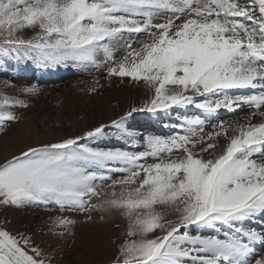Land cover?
Masks as SVG:
<instances>
[{"label": "snow or ice", "instance_id": "obj_1", "mask_svg": "<svg viewBox=\"0 0 264 264\" xmlns=\"http://www.w3.org/2000/svg\"><path fill=\"white\" fill-rule=\"evenodd\" d=\"M6 59L142 83L153 95L128 117L200 112L181 113L168 136L114 120L111 135L128 147L96 144L104 125L29 147L0 163V205H54L89 221L119 212L127 229L112 264H264V0H0ZM242 106L248 119L205 133L220 110ZM16 107L28 104L0 97V132L20 119ZM75 223L58 216L50 231L72 235ZM0 264L52 258L0 228Z\"/></svg>", "mask_w": 264, "mask_h": 264}, {"label": "rangeland", "instance_id": "obj_2", "mask_svg": "<svg viewBox=\"0 0 264 264\" xmlns=\"http://www.w3.org/2000/svg\"><path fill=\"white\" fill-rule=\"evenodd\" d=\"M32 85L38 87L37 94L21 91ZM93 88L96 90L92 91ZM3 95L23 100L28 107L11 109L20 119L6 122L5 130L0 132V163L20 155L29 147L83 137L87 131L101 125L106 126L109 135L96 140V144L128 147L124 141L111 135L116 131L112 125L114 120L124 117L126 127L137 136L140 132L143 133L141 136H168L181 131L178 127L181 113L192 116L200 112L189 107L158 114L137 112L128 117L127 113L133 107H141L153 95L142 83L135 84L127 78H105L103 70L86 72L72 66L44 68L12 59L0 60V97ZM246 112L234 114L220 110L217 119L208 123L204 131H213V125L219 121L243 122ZM223 142L221 139V144ZM58 216L76 221L72 235L60 237L52 234L50 228ZM100 216L101 213L93 212L89 221L85 214L61 213L54 205H0V228L14 236L30 237L46 257L52 258V264H112L118 245L124 239L127 221L115 211L104 214L103 220Z\"/></svg>", "mask_w": 264, "mask_h": 264}, {"label": "bare ground", "instance_id": "obj_3", "mask_svg": "<svg viewBox=\"0 0 264 264\" xmlns=\"http://www.w3.org/2000/svg\"><path fill=\"white\" fill-rule=\"evenodd\" d=\"M240 111H247L246 112V119H248L249 117H250V114H251V109H249V108H247L246 106H242L240 109H237V110H235V111H232L234 114H236V113H238V112H240ZM244 115V114H243ZM247 115H248V118H247ZM259 117H255V118H253V122H259ZM137 134V133H136ZM143 133H138V135L139 136H141ZM146 135V134H145Z\"/></svg>", "mask_w": 264, "mask_h": 264}]
</instances>
